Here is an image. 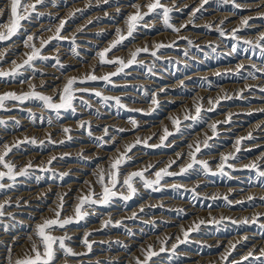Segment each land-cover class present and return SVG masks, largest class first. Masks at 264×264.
Wrapping results in <instances>:
<instances>
[{"label": "rangeland", "instance_id": "obj_1", "mask_svg": "<svg viewBox=\"0 0 264 264\" xmlns=\"http://www.w3.org/2000/svg\"><path fill=\"white\" fill-rule=\"evenodd\" d=\"M87 1L44 0L42 4L36 5L35 12L29 9L28 13H24L21 9V14L28 15L29 18L21 21V27L16 35L0 41V54H2L0 71L8 72L15 65L23 63L27 58L26 54H30L32 50L31 47L25 46L28 36L33 37L29 44L39 49L41 56L44 57L35 60L32 68L20 69V74L15 78H0V95L5 93L25 95L31 93L34 86L36 92L51 97L54 103H60V95L68 80L73 78L76 80L73 84L72 108L61 109L59 114L45 108L41 101L35 99H26L23 103L6 100L5 107L0 109V120L5 122L0 125V150L5 143L11 145L24 141L25 138L29 140L35 138L37 141L36 144L21 143L19 149H13L9 156L16 171L25 168L29 162L32 168L28 169V175L17 176L13 187L0 189V203L5 200L10 201V204L5 206L7 214L0 217V241H2L0 251L6 249L3 250L4 256L0 258V263L8 264L7 250L9 246L14 245L10 238L18 236L19 231H21L19 239H24V243L27 244L22 249L12 252L13 264L17 259H25L33 255L31 251L33 244L42 250L39 238L35 235V228L45 219L54 218L53 209L56 208L59 197L64 196L63 201H65L61 218L74 216L78 198L87 195L90 190L94 193L93 199L99 197L103 191V186L99 182L101 172L104 176V184H109V174L113 171L112 161L125 153L126 146L135 145L127 152L129 158L127 162L119 167L118 183L114 189L118 193L117 197L106 205L85 206L87 216L83 220L51 231L54 237L70 238L65 239V244L78 254L65 256L56 245L57 259L54 264H137V261H143L145 258L142 249L146 250L149 246L157 252L161 246L166 249L165 252L153 257L149 264H196L199 263V257L202 260L206 259L200 264H210V262L235 264L236 261H243V264H257L252 257L249 260L243 258L250 251L253 252L254 257H259L260 250L264 249V228L260 227L264 224V200L261 199L264 197V177H259L257 171L246 167L253 164L257 160L254 158L261 154L255 164L260 166L259 170H264V154L261 153L264 144H258L264 141V133L262 128L253 126L264 117V109L256 108L257 105L264 104V52H262L264 40L260 39L264 35V4L260 8H253V4L258 1L264 3V0H227V2L209 0L203 8H200L202 0L200 2L196 0L189 5H184L186 0H180L175 4L174 0H161L165 7L171 9L169 23L174 28L180 29L179 32L165 26L162 10L158 9L146 15L137 25L133 35L108 51L105 59L119 58L127 62L136 49L147 47L149 51L141 52L137 57V63L114 76L110 74L117 72L119 65L101 63L98 54L110 48L113 42L119 39L117 29L120 30L121 35L127 37V20L129 15L136 13L137 9L134 5L138 0ZM146 1L140 2L141 13H147V5L152 2V0ZM169 1L171 4L168 3ZM21 3L34 4L35 0H21ZM9 8V0H0V10H3V14H0V32H7V28L3 25H8L10 22ZM198 8L200 11H196ZM57 11H61L60 14H56ZM212 15H216L217 22L209 20ZM247 15L251 16L247 17ZM245 19L247 25L242 23ZM61 21L65 22L60 31L62 38L53 39ZM178 25L184 27L179 28ZM34 29L36 30L32 32ZM221 31L225 35H221ZM197 35L198 37H195ZM234 35L236 39H233ZM189 41L192 43L189 44ZM42 42L46 43L42 44ZM158 44L164 47L157 49L155 46ZM234 46L235 51L232 50ZM153 51L156 52L155 56L151 55ZM198 74L202 75L198 76ZM89 75L98 78L108 75L111 82H105L103 79L88 80ZM185 75H189L190 78ZM44 77L54 79H46L43 83H39ZM258 78L261 80L259 81ZM251 83H254L253 86ZM244 86H247V89ZM97 92L100 96L96 95ZM192 93L197 94V97ZM104 97L110 99L104 100ZM153 97L157 99L156 104L152 103ZM187 98L189 101L186 100ZM117 99L120 101L119 105L116 103ZM197 104L202 108V119L196 123L185 120L186 114L195 115ZM209 108L212 110L207 111ZM173 119L180 121L179 131L173 124ZM132 121H135V125ZM212 123L216 124V135H213L210 127ZM81 124L84 126L81 127ZM223 127L230 130L225 132L221 130ZM231 127L235 128L231 129ZM65 128L69 129V132L65 133ZM105 128L108 130L107 134L104 132ZM165 130L172 134L162 142L161 138ZM206 138H211L208 139L210 147L204 148L201 144L198 159L208 162L210 172L206 174L199 165H196L186 174L164 176L158 185H153L159 189L157 191L152 187H145L144 180L155 181V173L161 169L167 168L169 172L179 173L180 168L190 162L188 145L202 142ZM137 140L140 142L137 143ZM237 140L241 141L239 152L234 148ZM84 146H89L90 149L84 152L80 149ZM229 154H234V158L226 162L221 173L218 169L221 157ZM210 156L214 158L210 160ZM53 157L56 159H52ZM173 161L175 163H171ZM73 166L74 168H68ZM138 171H143V179L140 177L133 179L136 193L130 200L124 201L120 198L122 195H127L123 181L131 173ZM64 173L67 175H62ZM2 183L7 185L13 181L5 179ZM61 186L72 188L67 196ZM38 189L47 191L42 190V193L36 197L38 207L33 209L30 207L31 203L26 201L28 194L37 192ZM252 191L256 194H252ZM249 195L254 198L252 201L248 199ZM67 197L69 200H64ZM142 202L148 204L142 205ZM133 214L135 218L130 219ZM20 218L27 219L30 223ZM254 218H257L255 224L251 222ZM245 220L248 222L244 223ZM107 221H113L112 228L109 223L105 226ZM196 224H200L199 229L189 232L187 242L181 243L180 241L184 240L183 231L193 228ZM85 234H90L87 236L89 243L92 244L90 251L82 243ZM242 237H247V240ZM105 239L108 241L105 242ZM162 241L165 242L162 244ZM237 241L241 243L237 244ZM174 244L177 245L175 250L172 248ZM231 244H236V248L231 251L227 259H223Z\"/></svg>", "mask_w": 264, "mask_h": 264}, {"label": "snow or ice", "instance_id": "obj_2", "mask_svg": "<svg viewBox=\"0 0 264 264\" xmlns=\"http://www.w3.org/2000/svg\"><path fill=\"white\" fill-rule=\"evenodd\" d=\"M44 0H35L34 4H27V3H21V0H9V12H10V22L8 25H3V27L7 28V32H0V41L3 40H8L12 36L16 35V33L19 31L21 27V21L26 20L29 18L28 15H23L21 14V9H23L24 13H28V10L31 9L32 12H35L36 10V5L37 4H42ZM227 2V0H225ZM209 0H202L200 8H203L204 5L208 4ZM134 7L137 9L136 13L134 15H129L128 20H127V25H128V31H127V37L123 36L120 34V30L117 29V35L119 39L117 41H114L113 44L110 46V48L105 49L104 52L99 53L100 61L101 63H116L119 65V68L117 72L111 73L110 75L114 76L117 75L118 72H122L125 68L137 63V57L141 52H148L149 49L147 47L145 48H138L134 52L131 53L130 59L125 62L122 59L116 58L115 60H106L105 56L108 51H110L112 48H115L117 44H120L123 42V40L127 39L128 37H131L133 33L136 31L137 25L139 24L140 21L144 19L146 15H149L155 11L162 10L163 18H164V24L168 28H172L173 31L179 32L180 29L174 28L170 23H169V13L171 12V9L165 7L162 3L161 0H152L151 3L147 5L148 12L147 13H141L140 12V6L139 5H134ZM196 11H200V9H196ZM0 14H3V10H0ZM30 15V14H29ZM195 15V13H193ZM64 21H61L60 26L56 30V34L53 37V39H61L60 37V31L64 27ZM244 25H247V20L245 19L242 21ZM221 35H224V33L221 31ZM233 39H236L235 35L233 36ZM261 40H264V35L260 37ZM33 40L32 36H28L27 41H25V46L26 47H31V53L26 54L27 58L23 61L21 64L15 65L10 71L4 72L0 71V78L8 77V78H15L18 74H20V69L22 68H32L33 62L37 59H44V57L41 56L40 50L36 49L34 46L30 45L29 42ZM46 42H42L44 44ZM74 43V40H73ZM192 42L189 41V44ZM250 43V42H246ZM157 49L160 47H164L162 44H158L155 46ZM235 51V46L232 49ZM262 52H264V49H262ZM2 55V54H0ZM151 55L155 56L156 52L153 51L151 52ZM15 64V62H13ZM59 64V61H57ZM88 80L95 81L97 79H103L105 82L110 83V76L106 75L104 77H97L95 75H89L87 77ZM83 82V81H81ZM76 83L75 78L69 79L67 84L64 86L62 94L60 95V103H54L52 98L46 95H43L39 92L35 91V87L33 86V91L31 93L25 94L18 96L15 93H5L4 95H0V109H3L5 107V101L6 100H14V101H19L23 103L26 99H35L38 101H41L43 106L47 109L56 111L58 114L61 109L68 110L72 108V100H73V84ZM97 96H100V93H96ZM104 100L110 99L108 97H104ZM116 103L119 105L120 101L119 99L116 100ZM152 103L156 104L157 101L155 97L152 99ZM211 103V102H210ZM212 109L209 108L208 111H211ZM202 108L199 104L196 105L195 107V115L192 114H186L184 119L185 120H191L193 123L199 122L202 119L201 116ZM5 122L3 120H0V125H3ZM51 123V121H49ZM133 125H135V121H132ZM173 124L176 125L177 131H179V124L180 121L177 119H173ZM84 125L81 124V127ZM213 135H216V124L210 125ZM107 129H104L105 134H107ZM64 132L67 133L69 132V129L65 128ZM172 133H169L167 130H165L164 136L161 138L162 142L164 139L167 138V136L171 135ZM89 135H91V132H89ZM208 139L211 138H206L202 142H197L195 144H189L188 148L190 151L188 152V157L190 159V162L185 166L180 168L179 173L175 172H169L167 168L161 169L160 171L156 172V180L155 181H147L144 180V185L145 187H152L154 191L159 190L156 187H153V185H158L160 183V180L163 179L164 176H174V175H180V174H186L189 172V170H192L194 166L199 165L200 169L204 173L210 172V168L208 165V162L202 159H198V154L201 153V144H203L204 148L210 147L208 143ZM51 142V141H49ZM140 141L137 140V143ZM21 143H31V144H36L37 141L35 138H32L29 140L28 138H25L24 141H18L16 143H13L11 145L9 144H3L2 150H0V189H4L6 187L11 188L14 186V184H5L2 183V181H5V179L10 180V181H15L17 176H26L28 175V169L31 168V163H29L25 168L20 169L19 171L15 170V165L11 162L9 159L10 154L13 152V149H19ZM42 143V142H41ZM103 143V141H102ZM241 141L237 140L236 145L234 146L236 148V151L239 152V145ZM135 147V145H128L126 146L125 153L119 156L118 158L114 159L111 163V169L113 170L109 174V184H104V176L103 173L101 172L100 174V180L99 182L103 186V191L97 197L96 199H93L94 193L89 191L87 195H81L78 198V204L74 209V216L71 217H65L61 218V212L63 211V196L59 197V202L56 206L55 209H53L54 213V218H49L45 219L42 223L37 224L35 228V235L39 238V243L42 246V250L40 247H37L36 244L32 245V253L33 255L28 256L25 259H17L15 261V264H54V262L57 259V248L55 247L58 245V249L62 250L65 256H73V255H78L77 253H74L73 250L70 247H67L65 244V239H70L68 237L64 238H57L51 235V231L54 228H65L67 225L71 223H78L79 221L83 220L87 216V211L85 210V206H92L94 204H108L112 201L114 197H117L118 193L117 191H114L116 188V185L118 183L117 176L119 174V167L127 162V152L131 150V148ZM234 158V154H229L221 157V162L218 165V169L220 170L221 173H223L224 167L226 166V162L230 159ZM52 159H56L53 157ZM51 163V161H49ZM171 163H175L174 161ZM171 166V165H169ZM228 167H231V165H227ZM246 167H249L250 169L256 170L257 175L259 177H264V170H259L260 166L258 164H251ZM62 175H67L66 173ZM136 177H140L143 179V171H138V172H133L131 173L127 178L124 179L123 184L127 188V195H122L120 198L123 199L124 201L130 200L133 195L136 193V189L133 186V179ZM250 201H252L254 198L249 197L248 198ZM262 200H264V197H261ZM10 201L5 200L3 203H0V217H3L5 215V206L9 205ZM143 210V209H142ZM183 211V210H179ZM135 214H133V217H130V219H134ZM248 221L245 220L244 223H247ZM253 224L257 222V218H254L251 221ZM108 223H111V221H107L105 226H107ZM203 223V221H201ZM200 227V224H196L193 228H190L187 231H183L184 235V240L180 241L181 243L187 242L189 232L191 231H196ZM261 228H264V224L260 225ZM90 234H85V238L82 241V243L88 248L90 251L92 248V244L89 243L87 236ZM31 239V237H29ZM179 239V238H178ZM247 240V237L244 238ZM165 241H162L161 243L163 244ZM237 244L241 243V241H237ZM177 245H172L173 250ZM236 248V244H231L230 248L226 251L225 256L223 259H227L228 255H231V251ZM8 264H13L12 259H11V254H12V249L8 248ZM143 252H145V258L143 261H137V264H149L150 261H152L153 257L158 256L161 252H165L166 249L161 246L159 249V252L154 251L151 246H149L146 250L142 249ZM252 257L254 260L257 261V264H264V259H261L264 257V249L260 250V256L259 257H254L253 252L250 251L247 256L243 258V260H249V258ZM235 264H243V261H236Z\"/></svg>", "mask_w": 264, "mask_h": 264}, {"label": "bare ground", "instance_id": "obj_3", "mask_svg": "<svg viewBox=\"0 0 264 264\" xmlns=\"http://www.w3.org/2000/svg\"><path fill=\"white\" fill-rule=\"evenodd\" d=\"M86 1H87V0H86ZM88 1H89V0H88ZM88 1H87V2H88ZM120 1H123V0H120ZM141 1H142V0H138V2L136 3V5H140V4H142V3H140ZM145 1H146V0H145ZM148 1H149V0H148ZM179 1H180V0H174L173 3H174V4H175L176 2L179 3ZM195 1H196V0H186V1L184 2V5H189V4H191V3H194ZM200 1H201V0H199V2H200ZM261 1H262V0H261ZM115 2H116V0H115ZM146 2H147V1H146ZM168 3H170V1H169ZM181 3H182V2H181ZM181 3H180V5H181ZM112 4H113V3H112ZM112 4H111V6H112ZM170 4H171V3H170ZM174 4H173V5H174ZM198 4H199V3H198ZM262 4H264V3L258 1L257 3L253 4V8H260V7L262 6ZM117 5H118V4H117ZM176 5H177V4H176ZM176 5H175V6H176ZM181 6H182V5H181ZM249 6H250V5H248V7H249ZM115 7H117V6H115ZM120 8H121V7H120ZM177 8H178V6H177ZM111 9H112V8H111ZM56 10H58V9H56ZM109 10H110V9H109ZM123 10H124V9H123ZM131 10H132V9H131ZM64 11H65V10H64ZM60 12H61V11H60ZM60 12L57 11L56 14H60ZM106 12H107V11H106ZM108 12H109V11H108ZM116 12H117V11H116ZM104 13H105V12H104ZM109 13H110V12H109ZM66 14H67V13H66ZM249 14H250V13H249ZM252 14H253V13H252ZM103 15H104V14H103ZM222 16H223V15H222ZM245 16H246V15H245ZM245 16H244V17H245ZM249 16H251V15H247V17H249ZM194 17H195V16H194ZM224 17H225V15H224ZM247 17H246V18H247ZM95 18H96V17H95ZM216 19H217L216 15H215V16L212 15L211 17H209V20H210L211 22H214V21L217 22ZM197 23H198V22H197ZM199 23H200V22H199ZM182 24H183V23H182ZM183 25H184V24H183ZM183 25H181V27H180L179 25H178V26H179V28H182ZM193 25H194V24H193ZM195 25H196V24H195ZM195 25H194V26H195ZM216 25H217V24H216ZM100 26H101V25H100ZM107 26H109V25H107ZM214 26H215V25H214ZM214 26H213V27H214ZM102 27H104V26H102ZM183 27H184V26H183ZM211 27H212V26H211ZM215 27H216V26H215ZM215 27H214V28H215ZM107 28H108V27H107ZM30 29H32V28H30ZM193 29H194V27H193ZM211 29H212V28H211ZM215 29H216V28H215ZM35 30H36V29H34L32 32H34ZM181 30H182V29H181ZM212 30H213V29H212ZM30 31H31V30H30ZM186 32H187V31H186ZM190 32H191V31H190ZM187 33H188V32H187ZM30 34H31V33H30ZM32 34H33V33H32ZM163 34H164V33H163ZM169 34H170V33H169ZM262 34H263V33H262ZM160 35H161V34H160ZM165 35H166V34H165ZM184 35H185V33H184ZM198 35H199V34H198ZM198 35L195 36V37H198ZM224 35H225V34H224ZM177 36H178V35H177ZM178 37H179V36H178ZM181 37H182V36H181ZM185 37H186V36H185ZM199 37H201V36H199ZM245 37H246V36H245ZM174 38H175V37H174ZM187 38H188V37H187ZM204 38H205V37H204ZM145 39H147V37H146ZM191 39H192V38H191ZM199 39H200V38H199ZM239 39H240V37H239ZM243 39H244V38H243ZM15 40H16V39H15ZM15 40H13V41L15 42ZM148 40H149V39H148ZM151 40H152V39H151ZM188 40H189V39H188ZM193 40H194V39H193ZM209 40H210V39H209ZM18 41H19V40H18ZM219 42H220V41H219ZM203 43H204V42H203ZM203 43H202V44H203ZM200 44H201V42H200ZM0 45H1V44H0ZM133 45H134V44H133ZM9 47H10V46H9ZM9 47H7V48H9ZM11 47H14V46H11ZM16 47H17V46H16ZM7 48H6V50H7ZM57 48H58V47H57ZM4 50H5V49H4ZM10 50H11V49H10ZM72 61H73V60H72ZM244 61H245V60H244ZM246 61H247V60H246ZM246 61H245V62H246ZM247 62H248V61H247ZM238 63H239V62H238ZM239 64H240V63H239ZM237 65H238V64H237ZM227 67H228V66H227ZM223 68H224V67H223ZM215 70H216V69H215ZM218 70H219V69H218ZM220 70H221V69H220ZM216 71H217V70H216ZM261 71H262V70H261ZM208 72H209V71H208ZM217 72H218V71H217ZM248 72H249V71H248ZM262 72H263V71H262ZM195 73H196V72H195ZM195 73H194V74H195ZM263 73H264V72H263ZM194 74H192V75H194ZM204 74H205V72H204ZM214 74H215V73H214ZM260 74H261V73H260ZM200 75H202V74H200ZM200 75L198 74V76H200ZM61 76H62V74H61ZM61 76H60V78H61ZM185 76H186V75H185ZM195 76H196V75H195ZM204 76H205V75H204ZM64 77H65V76H64ZM186 77H187L188 79L190 78L189 75L186 76ZM201 77H202V76H201ZM183 78H184V77H183ZM256 78H257V77H256ZM256 78H255V79H256ZM46 79H48V80H53L54 78L52 79V78H46V77H44V78H42V79L39 80V83H43V81L46 80ZM194 79H195V77H194ZM226 79H227V78H226ZM251 79H252V78H251ZM255 79H254V80H255ZM258 79H259V78H258ZM37 80H38V79H37ZM260 80H261V79H259V81H260ZM56 81H57V80H56ZM179 81H180V80H179ZM187 81H188V80H187ZM251 82H252V81H251ZM179 83H180V82H179ZM181 83H182V81H181ZM181 83H180V84H181ZM247 83H248V81H247ZM59 84H60V83H59ZM171 84H173V81H172ZM171 84H170V86H171ZM234 84H235V83H234ZM249 84H250V83H249ZM253 84H254V83H253ZM253 84L251 83V86H253ZM40 85H41V84H40ZM174 85H175V83H174ZM184 85H185V84H184ZM193 85H194V84H193ZM237 85H238V84H237ZM255 85H256V84H255ZM259 85H261V84L259 83ZM262 85H263V84H262ZM38 86H39V85H38ZM159 86H160V85H159ZM161 86H162V85H161ZM180 86H183V85H180ZM190 86H191V85H190ZM230 86H233V85H230ZM247 86H248V85H247ZM247 86H246V87L244 86V88L247 89ZM164 87H167V86H164ZM196 87H197V86H196ZM220 87H221V86H220ZM235 87H236V85H235ZM249 87H250V85H249ZM261 87H262V86H261ZM159 88H160V87H159ZM168 88H169V86H168ZM175 88H176V87H175ZM180 88H181V87H180ZM192 88H193V87H192ZM192 88H191V89H192ZM197 88H198V87H197ZM257 88H258V87H257ZM161 89H163V87H162ZM161 89H158V90L161 91ZM166 89H167V88H166ZM183 89H184V88H183ZM194 89H195V88H194ZM194 89H193V90H194ZM200 89H201V88H200ZM222 89H223V88H222ZM222 89H221V90H222ZM236 89L238 90L237 87H236ZM236 89H235V90H236ZM154 90H155V89H154ZM158 90H156V92H157ZM196 90H197V89H196ZM204 90H205V89H204ZM228 90H229V89H228ZM243 90H244V89H243ZM0 91H1V90H0ZM159 91H158V93H159ZM199 91H200V90H199ZM207 91H208V90H207ZM210 91H211V90H210ZM219 91H220V90H219ZM232 91H233V90H232ZM232 91H231V92H232ZM240 91H241V90H240ZM165 92H166V91H165ZM189 92H190V91H189ZM203 92H204V91H203ZM211 92H213V91H211ZM214 92H215V91H214ZM221 92H222V91H221ZM228 92H229V91H228ZM233 92H234V91H233ZM263 92H264V91H263ZM154 93H155V92H154ZM154 93H153V94H154ZM193 93H194V92H193ZM193 93H192V94H193ZM223 93H226V92H223ZM234 93H235V92H234ZM237 93H238V92H237ZM161 94H162V93H161ZM165 94H166V93H165ZM182 94H183V93H182ZM201 94H202V93H201ZM213 94H214V93H213ZM219 94H220V93H219ZM229 94H230V93H229ZM168 95H169V94H168ZM178 95H179V94H178ZM196 95H197V94H196ZM196 95L193 94L194 97H195ZM202 95H203V94H202ZM202 95H201V96H202ZM206 95H207V94H206ZM221 95H222V94H221ZM237 95H238V94H237ZM155 96H156V95H155ZM158 96H159V95H158ZM166 96H167V95H166ZM210 96H211V95H210ZM229 96H230V95H229ZM249 96H250V95H249ZM249 96H248V97H249ZM253 96H254V95H253ZM162 97H163V96H162ZM164 97H165V96H164ZM171 97H173V96H171ZM171 97H170V98H171ZM177 97H179V96H177ZM191 97H192V95H191ZM191 97H190V98H191ZM196 97H197V96H196ZM222 97H223V96H222ZM224 97H225V96H224ZM227 97H228V96H227ZM254 97H255V96H254ZM170 98H169V99H170ZM173 98H174V97H173ZM179 98H180V97H179ZM200 98H201V97H200ZM215 98H216V97H215ZM215 98H214V99H215ZM256 98L259 99V97H256ZM261 98H262V97H261ZM261 98H260V99H261ZM169 99H168V100H169ZM184 99H185V98H184ZM195 99H196V98H195ZM198 99H199V98H198ZM205 99H206V98H205ZM207 99H208V97H207ZM163 100H164V98H163ZM171 100H172V98H171ZM173 100H174V99H173ZM181 100H182V99H181ZM186 100L189 101L188 98H187ZM193 100H194V99H193ZM202 100H203V99H202ZM219 100H220V99H219ZM156 101H157V99H156ZM169 101H170V100H169ZM183 101H184V100H183ZM207 101H208V100H207ZM164 102H166V101H164ZM167 102H168V101H167ZM171 102H172V101H171ZM208 102H209V101H208ZM258 102H259V101H258ZM184 103H185V102H184ZM188 103H189V102H188ZM166 104H167V103H166ZM206 104H207V103H206ZM257 104H258V103H257ZM211 105H212V104H211ZM251 106H252V105H251ZM166 107H167V106H166ZM169 107H170V106H169ZM213 107H214V106H213ZM253 107H254V106H253ZM241 108L243 109V107H241ZM244 108H245V107H244ZM256 108H257L258 110H261L262 108L264 109V104L259 105V106L257 105ZM127 109H128V108H127ZM248 109H250V108H248ZM252 109H253V108H252ZM235 110H236V109H235ZM239 110H240V109H239ZM246 110H247V108H246ZM138 111H139V110H138ZM207 111H208V110H207ZM232 111H233V110H232ZM243 111H244V110H243ZM251 111H253V110H251ZM251 111H245V112H251ZM239 112H240V111H239ZM17 114H18V113H17ZM20 114H21V113H20ZM169 114H170V113H169ZM222 115H224V113H223ZM225 115H226V114H225ZM159 116H160V115H159ZM162 117H163V115H162ZM222 117H223V116H222ZM222 117H221V118H222ZM4 118H5V117H4ZM8 118H9V117H8ZM8 118H7V119H8ZM11 118H12V117H11ZM88 118H89V117H88ZM224 118L227 120V117H224ZM86 119H87V118H86ZM160 119H161V117H160ZM213 119H214V118H213ZM225 119H224V120H225ZM239 119H242V118H239ZM4 120H5V119H4ZM15 120H16V119H15ZM116 120H117V119H116ZM162 120H163V119H162ZM228 120H229V118H228ZM228 120H227V121H228ZM234 120H235V119H234ZM236 120H238V118H237ZM6 121H8V120H6ZM10 121H11V120H10ZM18 121H19V119H18ZM18 121H17V122H18ZM139 121H140V119L138 120V122H139ZM141 121H142V120H141ZM218 121H223V120H219V119H218ZM227 121H226V122H227ZM239 121H240V120H239ZM242 121H243V120H242ZM12 122H13V121H12ZM145 122H146V121H145ZM145 122H144V123H145ZM211 122H214V121H211ZM233 122H234V121H233ZM111 123H112V122H111ZM116 123H117V121H116ZM141 123H142V122H141ZM156 123H157V122H156ZM158 123H160V122H158ZM163 123H164V121H163ZM218 123H219V122H218ZM224 123H225V122H224ZM254 123H255V122H254ZM146 124H147V123H146ZM210 124H211V123H210ZM212 124H213V123H212ZM227 124H229V123H227ZM232 124H234V123H232ZM238 124H239V123H238ZM251 124H253V123H251ZM14 125H15V124H14ZM140 125H142V124H140ZM157 125H158V124H157ZM12 126H13V125H12ZM230 126H231V125H230ZM249 126H250V125H249ZM253 126H255L256 128H257V127H258V128H262V130H263L262 133H264V117L261 118V119H259V120L255 123V125L253 124ZM2 127H3V126H2ZM30 127H31V126H30ZM155 127H156V125H155ZM159 127H161V125H160ZM237 127H238V126H237ZM244 127H245V126H244ZM10 128H11V127H10ZM12 128H13V127H12ZM223 128H224V129H223ZM223 128H221V130H223V131H225V132L230 130L229 128H226V127H223ZM232 128H235V127H231V129H232ZM246 128H247V127H246ZM256 128H255V129H256ZM151 129H152V128H151ZM219 129H220V128H219ZM244 129H245V128H244ZM244 129H243V130H244ZM153 130H154V129H153ZM29 131H30V130H29ZM29 131H28V132H29ZM32 131H33V129H32ZM34 131H35V130H34ZM44 131H45V130H44ZM44 131H43V132H44ZM151 131H152V130H151ZM205 131H206V130H205ZM217 131H219V130H217ZM256 131H257V130H256ZM49 132H50V131H49ZM143 132H145V131H143ZM199 132H200V131H199ZM220 132H221V131H220ZM245 132H246V131H245ZM39 133H40V132H39ZM148 133H149V132H148ZM249 133H250V132H249ZM37 134H38V133H37ZM150 134H151V133H150ZM237 134H239V133H237ZM243 134H244V133H243ZM151 135H152V134H151ZM193 135H194V133H193ZM245 135H246V133H245ZM7 136H8V135H7ZM222 136H223V135H222ZM239 136H240V135H239ZM8 137H9V136H8ZM143 137H144V135H143ZM224 137H225V136H224ZM241 137H242V136H241ZM246 137H247V136H246ZM12 138H14V137H12ZM221 138H222V137H221ZM243 138H244V137H243ZM252 138H253V137H252ZM263 138H264V135H263ZM188 139H189V138H188ZM191 140H192V139H191ZM172 142H173V141H172ZM188 142H189V141H188ZM156 143H157V142H156ZM132 144H134V142H133ZM258 144H259V145H262V144H264V141H260ZM83 145H84V144H83ZM85 145H86V144H85ZM136 145H137V144H136ZM254 145H255V144H254ZM89 146H90V145H89ZM89 146H86V147L84 146V147H81L80 149H81L82 151L86 152V151H88V149H90ZM246 146H247V145H246ZM251 146H252V145H251ZM136 147H137V146H136ZM244 147H245V146H244ZM73 148H74V147H73ZM141 148H142V147H141ZM234 148H235V147H234ZM246 148H247V147H246ZM23 149H24V148H23ZM76 150H77V149H76ZM13 151H14V150H13ZM89 152L91 153L90 150H89ZM139 152H140V151H139ZM139 152H138V153H139ZM176 152H177V151H176ZM181 152H182V151H181ZM59 153H60V152H59ZM59 153H57V154H59ZM140 153H141V152H140ZM259 153H260V152H259ZM261 153L264 154V150H263V152H261ZM21 154H22V153H21ZM86 154H87V153H86ZM133 154H134V153H133ZM136 154H137V153H135L134 155H136ZM180 154H181V153H180ZM12 155H13V154H12ZM17 155H18V154H17ZM34 155H35V154H34ZM55 155H56V154H55ZM88 155H89V153H88ZM94 155H96V153H95ZM98 155H99V153H98ZM177 155H179V153H178ZM260 155H261V154H260ZM260 155H258V156L254 155V156H256L254 159H257V160H258V157H259ZM23 156H24V155H23ZM49 156H51V155H49ZM53 156H54V154H53ZM90 156H91V155H90ZM254 156H253V157H254ZM261 156H262V155H261ZM11 157H12V156H11ZM16 157H17V156H16ZM29 157H30V156H29ZM14 158H15V157H14ZM17 158H18V157H17ZM31 158H32V157H31ZM46 158H47V156H46ZM212 158H214V156H210V160H212ZM251 158H252V157H251ZM9 159H11V158H9ZM22 159H23V158H22ZM205 159H206V157H205ZM207 159H209V158H207ZM27 160H29V158H28ZM47 160H48V159H47ZM257 160H256V161H257ZM42 161H43V160H42ZM244 161H245V160H244ZM256 161H255V162H256ZM13 162H14V161H13ZM18 162H19V161H18ZM48 162H49V161H48ZM255 162H254V163H255ZM14 163H15V162H14ZM16 163H17V162H16ZM29 163H30V162H29ZM237 163H238V162H237ZM240 163H241V162H240ZM242 163H243V162H242ZM141 164H143V162H142ZM26 165H27V164H26ZM26 165H25V167H26ZM72 165H73V164H72ZM23 166H24V164H23ZM46 166H47V165H46ZM233 166H234V165H233ZM35 167H38V166H35ZM35 167H34V168H35ZM43 167H44V166H43ZM53 167H55V166H53ZM241 167H242V166H241ZM31 168H32V167H31ZM40 168L42 169V167H40ZM64 168H65V167H64ZM68 168H69V169H70V168H74V166H73V167H68ZM38 169H39V168H38ZM58 169H59V168H58ZM69 169H67V170H69ZM57 171H58V170H57ZM255 171H256V170H255ZM77 175H78V174H77ZM75 179H76V178H75ZM34 181H35V180H34ZM36 182H37V181H36ZM69 182H70V181H69ZM199 182H200V181H199ZM15 183H16V182H15ZM18 183H19V182H18ZM18 183H17V184H18ZM11 184H14V182L11 183ZM24 184H25V183H24ZM39 184H40V183H39ZM71 184H72V183H71ZM73 184H74V183H73ZM73 184H72V185H73ZM27 185H28V184H27ZM31 185H32V184H31ZM35 185H36V183H35ZM184 185H185V184H184ZM184 185H183V186H184ZM32 186H33V185H32ZM46 186H47V185H46ZM64 186H65V185H64ZM69 186H70V185H69ZM69 186H66V187H62V186H61V188H64V189H63V192L65 193V196H67L68 193H69V192L71 191V189H72V188L69 187ZM35 187H36V186H35ZM48 187L50 188V186H48ZM29 188H30V187H29ZM36 188H37V187H36ZM40 188H41V187H40ZM42 188H43V186H42ZM46 188H47V187H46ZM58 188H59V186H58ZM247 189L249 190V188H247ZM257 189H258V188H257ZM259 189H260V188H259ZM34 190H35V189H34ZM36 190H37V189H36ZM38 190H39V191H37L38 193H37L36 191H34V192L28 194V197H27V200H28V201L25 200L26 203H31L30 207L33 208V209H36V208L38 207L37 204H36V199H37L36 197H37L40 193H42V190L47 191L46 189H38ZM40 190H41V191H40ZM59 190H60V189H59ZM48 191H49V189H48ZM212 191H213V190H212ZM230 191H231V190H230ZM246 191H247V190H246ZM254 191H257V190H254ZM261 191H262V189H261ZM21 192H22V191H21ZM24 192H25V191H24ZM60 192H61V191H60ZM60 192H58V193H60ZM249 192H250V191H249ZM262 192H263V191H262ZM28 193H29V192H28ZM44 193H45V192H44ZM61 193H62V192H61ZM204 193H206V191H205ZM247 193H248V192H247ZM251 193H252V194H253V193L256 194V192H253V191H252ZM257 193H258V192H257ZM260 193H261V192H260ZM46 194H47V193H46ZM13 195H14V194H13ZM16 195H17V194H16ZM60 195H61V194H60ZM63 195H64V194H63ZM9 196H10V195H9ZM21 196H22V195H20V197H21ZM24 196H25V195H24ZM26 196H27V193H26ZM206 196H207V195H206ZM208 196H209V195H208ZM249 196H250V195H249ZM255 196H256V195H255ZM12 197H13V196H12ZM16 197H17V196H16ZM18 197H19V196H18ZM45 197H46V196H45ZM63 197H64V196H63ZM247 197H248V196H247ZM258 197H259V196H258ZM3 198H4V197H3ZM5 198H6V197H5ZM9 198H10V197H9ZM21 198H22V197H21ZM38 198H39V197H38ZM7 199H8V198H7ZM44 199H45V198H44ZM17 200H18V199H17ZM64 200L68 201V200H69V197H67V198L64 199ZM14 201H15V200H14ZM14 201H13V202H14ZM23 201H24V200H23ZM40 201H41V200H40ZM58 201H59V200H58ZM63 202H65V201H63ZM159 202L161 203V201H159ZM1 203H2V202H1ZM15 203L17 204V201H16ZM21 203H22V202H21ZM23 203H24V202H23ZM23 203H22V204H23ZM142 203H143L142 205H145V204L147 205V204H148L147 202H145V203L142 202ZM160 203H159V204H160ZM13 204H14V203H13ZM16 204H15V205H16ZM24 204H25V203H24ZM179 204H180V203H179ZM181 204H182V203H181ZM17 205H18V204H17ZM27 205H28V204H27ZM27 205H26V206H27ZM38 205H39V204H38ZM64 205H65V204H64ZM185 205H186V204H185ZM6 206H7V205H6ZM20 206H21V205H20ZM22 206H23V205H22ZM28 206H29V205H28ZM28 206H27V207H28ZM191 206H192V205H191ZM39 207H40V205H39ZM143 207H145V206H143ZM163 207H164V206H163ZM8 208H9V207H8ZM11 208H13V207H11ZM140 208H141V207H140ZM196 208H197V207H196ZM133 209H134V208H133ZM8 210H9V209H8ZM16 210H17V209H16ZM18 210H19V209H18ZM30 210H31V209H30ZM131 210H132V209H131ZM136 210H137V209H136ZM139 210H140V209H139ZM139 210H137V211H139ZM25 211H26V210H25ZM27 211L30 212L29 210H27ZM33 211H34V210H33ZM134 211H135V210H134ZM134 211H133V212H134ZM140 211H142V210H140ZM213 211H214V210H213ZM6 212H7V210H6ZM12 212H13V210H12ZM22 212H23V211H22ZM28 212H26V213H28ZM195 212H196V211H195ZM238 212H239V211H238ZM10 213H11V212H10ZM124 213H125V212H124ZM124 213H123V214H124ZM134 213H135V212H134ZM211 213H212V211H211ZM235 213H236V212H235ZM240 213H242V212H240ZM243 213H244V212H243ZM5 214H7V213H5ZM40 214H41V213H39V215H40ZM117 214H118V213H117ZM120 214H121V213H120ZM120 214H118V215H120ZM244 214H246V212H245ZM12 215H13V214H12ZM31 215H32V214H31ZM35 215H36V214H35ZM41 215H42V214H41ZM110 215H111V214H110ZM126 215H127V214H126ZM228 215H229V214H228ZM230 215H231V214H230ZM235 215H236V214H235ZM239 215H241V214H239ZM242 215H243V214H242ZM251 215H252V214H251ZM4 216H5V215H4ZM8 216H9V215H8ZM22 216H23V215H22ZM29 216H30V215H29ZM106 216H107V215H106ZM130 216H131V215H130ZM196 216L198 217V215H196ZM196 216H195V217H196ZM10 217H11V216H10ZM41 217H42V216H41ZM41 217H40V218H41ZM115 217H117V216H115ZM115 217H114V218H115ZM132 217H133V216H132ZM4 218H5V217H4ZM18 218H19V217H18ZM107 218H108V217H107ZM118 218H119V217H118ZM120 218H121V217H120ZM154 218H155V217H154ZM238 218H239V216H238ZM2 219H3V218H2ZM12 219H14V218H12ZM20 219H21V218H20ZM20 219H19V220H20ZM38 219H39V218H38ZM140 219H141V217H140ZM232 219H233V218H232ZM5 220H6V218H5ZM19 220H18V221H19ZM21 220H23V218H22ZM24 220H25V219H24ZM24 220H23V221H24ZM26 220H27V219H26ZM26 220H25V221H26ZM30 220H31V219H30ZM142 220H143V219H142ZM228 220H229V219H228ZM234 220H235V219H234ZM238 220H239V219H238ZM7 221H9V220H7ZM23 221H21V222H23ZM27 221L30 223L29 220H27ZM138 221H139V220H138ZM15 222H16V221H15ZM33 222H34V221H33ZM112 222H113V221H112ZM112 222H111V223H112ZM116 222H117V221H116ZM116 222H115V225H117ZM19 223H20V222H19ZM25 223H26V222H25ZM31 223H32V222H31ZM111 223H109V224H110V227H111ZM12 224H13V223H12ZM33 225H35V222H34ZM33 225H32V226H33ZM115 225L112 224V226H115ZM119 225H120V224H119ZM13 226H14V224H13ZM32 226H31V227H32ZM27 227H28V226H27ZM27 227H26V228H27ZM115 227H118V226H115ZM108 228H109V227H108ZM108 228H107V229H108ZM111 228H112V227H111ZM121 228H122V226H121ZM17 229H18V227H17ZM30 229H31V228H30ZM73 229H74V228H73ZM93 229H94V228H93ZM93 229H92V230H93ZM99 229H100V228H99ZM107 229H106V230H107ZM117 229H118V228H117ZM75 230H76V229H75ZM88 230H89V229H88ZM110 230H111V229H110ZM119 230H120V229H119ZM18 231H19V230H18ZM69 231H70V230H69ZM72 231H73V230H72ZM76 231H77V230H76ZM108 231H109V230H108ZM121 231H122V230H121ZM169 231H170V230H169ZM9 232H10V231H9ZM11 232H12V231H11ZM19 232H21V231H19ZM19 232H18V236H14V237H11V238H10L11 242L14 243V245H13L12 247L9 246L10 244L8 245L9 248L12 249V252H16V251L22 249V248L24 247V245L27 244L26 241H25L26 243H24V239H19V238H20V236H19ZM23 232H24V231H23ZM31 232H32V231H31ZM86 232H87V231H86ZM103 232H104V230H103ZM110 232H111V231H110ZM66 233H68V232H66ZM2 234H3V233H2ZM13 234H14V233H13ZM23 234H24V233H23ZM69 234H70V233H69ZM74 234H76L75 231H74ZM74 234H73V235H74ZM120 234H121V233H120ZM20 235H21V233H20ZM70 235H72V233H71ZM116 235H117V234H116ZM121 235H123V234H121ZM245 235H246V233H245ZM7 236H8V235H7ZM12 236H13V235H12ZM26 236H27V235H26ZM106 236H107V235H106ZM235 236H236V235H235ZM239 236H240V235H239ZM239 236H238V237H239ZM107 237H108V236H107ZM112 237H113V236H112ZM117 237H118V235H117ZM122 237H123V236H122ZM125 237H126V236H125ZM238 237H237V238H238ZM5 238H6V237H5ZM8 238H9V237H8ZM101 238H102V237H101ZM104 238H105V237H104ZM232 238H233V237H232ZM240 238H241V237H240ZM242 238L244 239V237H242ZM0 239H1V238H0ZM25 239H26V237H25ZM205 239H206V238H205ZM210 239H211V238H210ZM221 239H222V238H221ZM223 239H224V238H223ZM225 239H226V238H225ZM6 240H7V239H6ZM8 240H9V239H8ZM110 240H111V238H110ZM112 240H113V239H112ZM206 240H207V239H206ZM208 240H209V239H208ZM228 240H229V239H228ZM106 241H108V240L105 239V242H106ZM211 241H212V240H211ZM226 241H227V240H226ZM226 241H225V242H226ZM0 242L2 243V241H0ZM103 242H104V240H103ZM111 242H112V241H111ZM221 242H222V241H221ZM131 243H132V242H131ZM219 243H220V242H219ZM223 243H224V242H223ZM232 243H234V242H232ZM254 243H255V242H254ZM259 243H260V241H259ZM262 243H263V242H262ZM114 244H115V243H114ZM129 244H130V243H129ZM217 244H218V241H217ZM221 244H222V243H221ZM11 245H12V244H11ZM115 245H116V244H115ZM121 245H122V244H121ZM203 245H204V244H203ZM3 246H5V244H4ZM123 246H124V245H123ZM260 247H261V246H260ZM1 248H2V247H1ZM1 248H0V249H1ZM124 248H125V247H124ZM228 248H230V247H228ZM222 249H223V248H222ZM248 249H250V248L248 247ZM3 250H4V249H3ZM3 250L0 251V258L4 256V251H5L6 249H5L4 251H3ZM85 250H86V249H85ZM118 250H119V249H118ZM223 250H224V249H223ZM250 250H251V249H250ZM82 251H83V250H82ZM82 251H79V253L82 252ZM6 252H7V251H6ZM76 252H77V251H76ZM83 252H84V251H83ZM115 252H116V251H115ZM106 253H107V252H106ZM106 253H105V254H106ZM6 254H7V253H6ZM14 254H15V253H14ZM17 254H18V253H17ZM121 254H122V253H121ZM7 256H8V254H7ZM106 256H108V254H106ZM109 256H110V255H109ZM117 256H118V254L115 255V257H117ZM110 257H111V256H110ZM5 258H6V256H5ZM99 258H100V257H99ZM111 258H112V257H111ZM1 259H2V258H1ZM113 259H114V257H113ZM198 260H199V263H196V264L203 263L206 259H205V260H202V258L199 257ZM3 261H4V260H3ZM86 261H87V260H86ZM89 261H90V260H89ZM93 261H94V260H93ZM0 264H1V263H0ZM3 264H4V262H3ZM210 264H211V262H210Z\"/></svg>", "mask_w": 264, "mask_h": 264}]
</instances>
